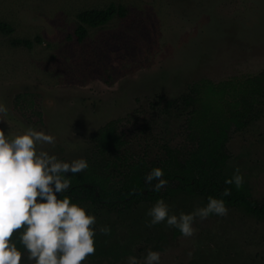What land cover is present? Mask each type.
Here are the masks:
<instances>
[{
    "label": "rangeland",
    "instance_id": "obj_1",
    "mask_svg": "<svg viewBox=\"0 0 264 264\" xmlns=\"http://www.w3.org/2000/svg\"><path fill=\"white\" fill-rule=\"evenodd\" d=\"M111 2L125 4L128 14L89 27L78 41V12ZM0 20L14 27L0 30V103L9 109L0 129L51 133L55 145L42 150L69 163L84 158L110 180L123 179L128 167L97 153L93 134L104 123L122 119L127 144L119 155L156 160L164 143H187V109L165 110L161 95L177 98L203 78L244 79L264 69V0H0ZM15 38L34 44L17 45ZM228 146L230 171L239 168L245 188L263 198L264 106ZM164 200L176 214L208 203L187 193ZM155 203L139 199L110 208L79 199L96 217V251L83 264L143 261L149 249L161 253L160 264H264L263 217L226 204L227 216L197 217V231L184 237L166 221L147 226ZM102 226L111 234H100ZM21 250V264H35Z\"/></svg>",
    "mask_w": 264,
    "mask_h": 264
},
{
    "label": "trees",
    "instance_id": "obj_2",
    "mask_svg": "<svg viewBox=\"0 0 264 264\" xmlns=\"http://www.w3.org/2000/svg\"><path fill=\"white\" fill-rule=\"evenodd\" d=\"M128 12L125 4L116 2L81 10L77 14L74 35L82 42L89 34V27H100L116 16H126ZM0 30L10 33L14 27L0 20ZM13 43L31 47L34 40L15 38ZM159 102L165 110L175 107L182 110L181 106L187 109V143L183 147L164 143V156L151 161L145 158L131 161L126 155H119L127 144L122 119H111L93 134L96 151L104 156L113 154L114 158L126 163L128 172L125 177L110 180L91 167L74 175L68 172L65 175L71 179V187L65 193H57L58 198L69 196L72 203L87 198L110 208H118L141 198L157 201L187 193L202 196L206 201L209 196L222 198L226 204L242 206L264 218V197H254L244 185L237 189L234 184L225 183L234 174L228 167L231 157L228 145L232 135L258 117L264 106V69L244 79L230 78L216 82L203 78L191 83L188 91L181 96L165 98L161 95ZM155 167L163 169V178L167 181L159 192L153 190L158 181L149 184L145 179ZM225 188L230 189V195L222 196ZM18 236L19 233L12 238L17 246Z\"/></svg>",
    "mask_w": 264,
    "mask_h": 264
},
{
    "label": "clouds",
    "instance_id": "obj_3",
    "mask_svg": "<svg viewBox=\"0 0 264 264\" xmlns=\"http://www.w3.org/2000/svg\"><path fill=\"white\" fill-rule=\"evenodd\" d=\"M8 116V107L0 103V121H7ZM55 142L53 134L32 127L22 134H6L0 129V264H21V247L35 264H83L96 251L95 215L86 206L72 203L69 196H57L71 187V179L65 174L85 171L88 161L80 158L69 163L42 150L43 145ZM163 176V169L155 167L145 179L149 184L158 181L153 190L159 192L167 184ZM225 183L234 184L237 189L243 187L239 168ZM230 194V189L225 188L222 196ZM228 212L222 198L209 196L206 206L176 214L161 198L147 211V226L166 221L167 226L179 229L184 237H191L197 231V217H223ZM99 232L110 235L111 228L102 226ZM17 233L21 247L12 239ZM160 260L161 253L149 249L143 261L130 256L127 264H160Z\"/></svg>",
    "mask_w": 264,
    "mask_h": 264
},
{
    "label": "flooded vegetation",
    "instance_id": "obj_4",
    "mask_svg": "<svg viewBox=\"0 0 264 264\" xmlns=\"http://www.w3.org/2000/svg\"><path fill=\"white\" fill-rule=\"evenodd\" d=\"M144 192L146 193L147 192V189H145L144 190ZM177 195V194H176ZM141 199H145V198H141ZM134 201V200H133ZM155 201V200H154ZM132 202V201H131ZM97 204H99V203H97ZM102 205V204H101ZM103 206H105V205H103ZM107 207V206H106ZM120 207V206H119Z\"/></svg>",
    "mask_w": 264,
    "mask_h": 264
}]
</instances>
